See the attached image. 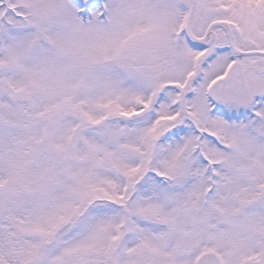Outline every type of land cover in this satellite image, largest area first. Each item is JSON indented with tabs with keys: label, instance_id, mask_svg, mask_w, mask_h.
<instances>
[{
	"label": "snow or ice",
	"instance_id": "6c2138e0",
	"mask_svg": "<svg viewBox=\"0 0 264 264\" xmlns=\"http://www.w3.org/2000/svg\"><path fill=\"white\" fill-rule=\"evenodd\" d=\"M0 264H264V0H0Z\"/></svg>",
	"mask_w": 264,
	"mask_h": 264
}]
</instances>
